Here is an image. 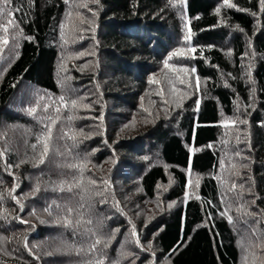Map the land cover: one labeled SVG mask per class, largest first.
Returning <instances> with one entry per match:
<instances>
[{"label": "trees", "instance_id": "1", "mask_svg": "<svg viewBox=\"0 0 264 264\" xmlns=\"http://www.w3.org/2000/svg\"><path fill=\"white\" fill-rule=\"evenodd\" d=\"M229 3L11 0L19 11L0 17V264L91 258L68 247L89 241L56 222L62 209L45 211L53 201L84 203L90 227L114 234L105 264H264L249 247L264 242V7ZM45 125L53 151L34 166ZM80 130L74 148L60 138ZM81 161L82 176L58 166ZM73 177L85 191L52 190Z\"/></svg>", "mask_w": 264, "mask_h": 264}, {"label": "snow or ice", "instance_id": "2", "mask_svg": "<svg viewBox=\"0 0 264 264\" xmlns=\"http://www.w3.org/2000/svg\"><path fill=\"white\" fill-rule=\"evenodd\" d=\"M94 3H98V0H92ZM172 0H170V3ZM182 3L183 0H180ZM65 3H69V0H65ZM224 3L228 7H233L232 4L229 3V0H224ZM11 5V0H0V17H3L5 15L11 16L14 11H19V9H14L10 8ZM86 7V5H81ZM261 6L264 7V0H261ZM217 12H219V9H217ZM8 24L13 23L12 20L7 21ZM0 28H3V31L5 33L8 32V27L4 24H0ZM8 40L6 36L0 37V47L3 45H7ZM195 51V49H193ZM171 55H176V53H173ZM165 66L167 67V61L165 62ZM193 71H195L193 69ZM183 83V81H181ZM59 99L64 102L65 97L61 96ZM71 105L73 108L77 106V100H71L70 101ZM199 103V101H197ZM47 105H45V110L47 109ZM59 109H57V112ZM36 112L35 108H30L28 109V113L30 115H34ZM59 117H57L58 119ZM48 119H52L49 117ZM69 121L74 119V117L69 116L67 118ZM55 120H52V124H55ZM244 122V121H242ZM84 136L83 130H80L79 133L76 132H65L63 136H61V139L67 138L73 141L72 148L76 147L77 143L79 142L77 140V136ZM52 125H45V131H43L41 134L37 136V143L32 145V148L34 151H37L38 154V159L36 160V165L38 166L39 164H43L45 160L48 158L49 154L53 151L52 145ZM67 147V146H66ZM7 149L0 150V159H3L5 156ZM60 155L65 156V159H67V156L71 155V150L68 149L67 154L65 153H60ZM73 159H76L75 157ZM25 161H21V163H24ZM59 167H64L68 168L70 170H77L80 172L81 176L83 175V170H84V163L81 162H76V163H64L61 165H58ZM9 175H12L11 172H9ZM90 183H95V181H90ZM51 188L53 191H59V192H69L73 193L74 189H80L81 192L85 191L83 188L82 181L77 180L75 177H73V181H68L66 179H61L59 181H51ZM233 189L237 187L235 184L232 186ZM239 187L242 189L243 185H239ZM40 190V186L37 185L36 188H34V192H37ZM15 191V186L13 189L9 191V195L13 200H16V202L19 204L20 201L12 195V192ZM2 195H0V199H2ZM80 200H84V196L81 194L80 195ZM55 206L57 209H62L63 210V215L57 217V223L62 224L63 227L65 228H70L73 230L74 234H79L83 237H86L89 241L87 248H77L75 246L69 245L68 247L76 252L78 255L80 254H91V258L88 259L87 261L84 262V264H105L106 258H107V252L106 249L109 247L111 240L114 239V234L113 236L110 237H105L97 227H90L92 225V220L87 217V209L85 208L84 203H80L78 207H72L71 205L65 204L63 206L59 205L56 203V201H53V204L50 205L48 208L45 209L46 212H48L50 215L52 214V208ZM22 208V205H21ZM249 215H254V214H249ZM229 221H232V218L229 217ZM25 222V221H21ZM255 234V231L254 233ZM132 235L135 236V230H133ZM264 235V234H262ZM259 239V237H257ZM138 243V241H137ZM243 242H242V247H243ZM249 247H256L264 251V242L257 243L256 245H249ZM121 257L126 258L128 253L126 252H121ZM247 259V257H245ZM112 264H119V260L112 262Z\"/></svg>", "mask_w": 264, "mask_h": 264}, {"label": "rangeland", "instance_id": "3", "mask_svg": "<svg viewBox=\"0 0 264 264\" xmlns=\"http://www.w3.org/2000/svg\"><path fill=\"white\" fill-rule=\"evenodd\" d=\"M133 194H137V193H131L130 196L133 197L134 196Z\"/></svg>", "mask_w": 264, "mask_h": 264}, {"label": "bare ground", "instance_id": "4", "mask_svg": "<svg viewBox=\"0 0 264 264\" xmlns=\"http://www.w3.org/2000/svg\"><path fill=\"white\" fill-rule=\"evenodd\" d=\"M87 152V151H86ZM94 152V151H93ZM88 153H91V152H88Z\"/></svg>", "mask_w": 264, "mask_h": 264}]
</instances>
